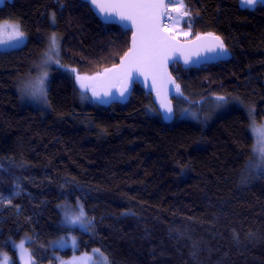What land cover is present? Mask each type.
Instances as JSON below:
<instances>
[{"label":"trees","instance_id":"trees-1","mask_svg":"<svg viewBox=\"0 0 264 264\" xmlns=\"http://www.w3.org/2000/svg\"><path fill=\"white\" fill-rule=\"evenodd\" d=\"M181 3L187 40L214 34L224 51L199 68L171 66L172 122L138 85L124 104L80 87L77 75L117 65L131 36L100 22L88 3L0 7V23H19L27 38L0 50V255L12 264L21 241L34 264L71 256L55 245L71 234L78 264L94 253L108 264H264V170L254 166L251 132L264 119V3ZM53 35L59 61L33 107L22 87L42 78L32 67ZM79 202L85 230L65 223L64 207Z\"/></svg>","mask_w":264,"mask_h":264},{"label":"snow or ice","instance_id":"snow-or-ice-1","mask_svg":"<svg viewBox=\"0 0 264 264\" xmlns=\"http://www.w3.org/2000/svg\"><path fill=\"white\" fill-rule=\"evenodd\" d=\"M4 0H0L2 4ZM172 3H179L180 7H183L181 0H170ZM264 3V0H242L243 7H253L257 3ZM90 3L95 5L100 11L106 14L105 19H109L113 16L119 17L120 21L131 22L136 28V34L133 36L132 48L130 52L125 56L119 69H108L103 74L104 76H111V79L122 84V91L120 95L123 96L127 91V81L131 78L132 73L144 74L145 70L153 75V85L156 83V78L161 75V69L164 68L168 58L170 50H178L176 45L173 44V38L164 35L167 31L166 28H162L160 21L167 15V5L163 0H90ZM179 11V9H177ZM187 12L181 13V15H187ZM127 26V25H125ZM6 34L8 39L5 40L3 35ZM211 35V34H209ZM24 33L20 30L18 24H9L5 22L3 26H0V45L9 44L10 41L16 42L12 44L13 47H18L24 41ZM201 39V37H197ZM214 43L208 48L209 51H216L219 49L224 51L223 42L219 40V37L212 38ZM51 46H56V37H51ZM188 62L187 60L185 61ZM91 79L95 81L93 84H89L86 81ZM77 80L80 83L82 89L91 88L93 96H99L100 92L97 91V87H105L106 82L101 80L100 77H82L77 75ZM174 83L173 81H169ZM114 86V85H112ZM176 91H179V85H175ZM103 95H111L110 91L105 90ZM219 99H223L220 97ZM165 108L166 114H171L173 109L166 103H162ZM166 119H171L170 115H166ZM258 131L261 135H264V130L253 129ZM262 157H264V147L257 149ZM84 211L80 206L78 215L66 214V219L69 224L75 225L77 223L84 224ZM24 251V254L29 256L28 264H34L31 260L30 254L24 249L23 242L16 246ZM99 252L98 249L93 250ZM102 255V254H101ZM3 264H7V257H4ZM104 264H107V258H104Z\"/></svg>","mask_w":264,"mask_h":264},{"label":"water","instance_id":"water-1","mask_svg":"<svg viewBox=\"0 0 264 264\" xmlns=\"http://www.w3.org/2000/svg\"><path fill=\"white\" fill-rule=\"evenodd\" d=\"M10 1L12 0H4V2L0 4V7H3L6 2H10ZM82 1L88 3L93 14L103 24L116 25L125 31L131 32L128 50L119 60L117 65L109 68V69H119L125 56L130 52L132 48L133 36L134 34H136L135 26H133L131 22L120 21L119 17L117 16H113L109 19H105L106 14L100 11L95 5L90 3V0H82ZM100 2H103V0H100ZM163 2L165 5H167L168 2H170V0H163ZM165 16L160 21L162 28H165L164 27ZM164 35L173 38V44L176 45L178 50H170L169 58L164 68L161 69V75L157 76L155 85H153V75L147 70H145L144 74H137L133 72L131 78L127 81V91L124 93L123 96H121L120 92L122 91V84L112 80L110 75L107 77L104 76L103 74L105 73L106 71L105 70L104 72L96 76V77H100L101 80L106 82L105 87H97V91L100 92V95L96 97L97 98L103 97L106 104H124L129 100L135 88V85H138L142 90H144V92L147 95L152 96L153 102L158 112L160 113L162 119L166 122H172L176 117L175 108L172 101V95L176 90L175 85H177V82L175 77L171 73V66L174 64H179L186 69L199 68L200 66L205 65L210 60H217L221 58L223 51L219 49H216V51L208 50V48L214 43L212 38L219 37L214 34L211 35L204 34L197 36V37H201V39L199 40L197 39V37L189 40H180L175 38L168 31H166ZM219 40L222 41L220 37ZM186 60L188 61L187 63L185 62ZM169 81H173L174 83ZM105 90L110 91L111 95L108 96L103 95V92ZM162 103L168 104L173 109L171 114H166L165 108L162 106ZM166 115H170L171 119H166L165 118Z\"/></svg>","mask_w":264,"mask_h":264},{"label":"rangeland","instance_id":"rangeland-1","mask_svg":"<svg viewBox=\"0 0 264 264\" xmlns=\"http://www.w3.org/2000/svg\"><path fill=\"white\" fill-rule=\"evenodd\" d=\"M179 9V11H177ZM185 12L184 7H180L179 3H173V4H167V15L165 16V28L167 31L173 35L175 38L180 39V40H187L189 37V33L184 30L183 28V22L185 20L186 15H181V13ZM5 22H8L9 24H18L17 22L13 21H3L0 23V26H3ZM20 27V25H19ZM20 30L23 32V30L20 27ZM24 33V32H23ZM24 41L22 44H20L18 47H13L11 46L12 44H15L16 42L10 41L9 44L6 45H0V50L1 51H9L13 49H17L21 46H23L26 42V34L24 33ZM3 38L5 40L8 39V36L6 34L3 35ZM51 40V39H50ZM44 56L40 57L39 60H37L33 67H32V73L35 76H42L35 78L32 82H27L24 84L22 87L23 89H26L27 94H24L26 97L25 102L30 103L33 107H40L44 103V97H45V91H46V86L44 90V94L41 97L39 94H41V91H43L42 86V81L43 75H47L49 71V67L53 64H57V60L59 61V44L56 40V46L52 47L51 46V41L48 43L47 49L45 50V53H43ZM58 58V59H57ZM46 83H47V78ZM45 83V80H44ZM45 83V84H46ZM29 93V94H28ZM259 129V130H264V119L261 121L259 125L254 124L251 127V132L254 137V152L256 155L255 161H254V166L256 168L260 169L261 171L264 170V157H262L261 153L257 150L260 147H264V135H261L260 132L254 131L253 129ZM80 202L76 203L75 206L73 207H64L65 211V219H66V214L70 215H78L80 211ZM82 206V205H81ZM84 219V218H83ZM67 225L70 227H79L81 230L86 229V221L84 219V224L77 223L75 225L69 224L67 219L65 221ZM24 244V249L27 251V254H30L26 242L21 241ZM21 242H17L16 246L20 245ZM25 242V243H24ZM56 247H58L60 250H64L66 248L71 249V256L62 258L60 253H56L55 258L57 259V262L55 264H78L79 261L82 258V254L78 253L79 251V238L75 234H71L66 237H60L57 241H55ZM17 250V258L19 264H28L29 256L24 254V251L16 247ZM7 257V264H12L13 260L10 255L3 253L0 255V264H3L4 257ZM31 256V254H30ZM104 256L101 255L100 253H94V257H92V260L90 264H104ZM32 260V258H31ZM108 264V261H107Z\"/></svg>","mask_w":264,"mask_h":264}]
</instances>
